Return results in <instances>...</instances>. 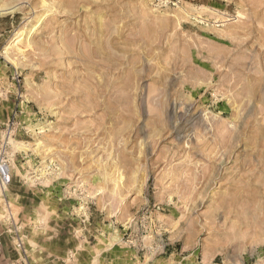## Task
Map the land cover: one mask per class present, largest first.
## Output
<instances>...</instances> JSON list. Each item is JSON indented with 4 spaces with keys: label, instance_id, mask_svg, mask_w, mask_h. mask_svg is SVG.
<instances>
[{
    "label": "rangeland",
    "instance_id": "rangeland-1",
    "mask_svg": "<svg viewBox=\"0 0 264 264\" xmlns=\"http://www.w3.org/2000/svg\"><path fill=\"white\" fill-rule=\"evenodd\" d=\"M0 9V264H264V0Z\"/></svg>",
    "mask_w": 264,
    "mask_h": 264
},
{
    "label": "bare ground",
    "instance_id": "bare-ground-1",
    "mask_svg": "<svg viewBox=\"0 0 264 264\" xmlns=\"http://www.w3.org/2000/svg\"><path fill=\"white\" fill-rule=\"evenodd\" d=\"M247 1V0H246ZM254 1V0H253ZM241 2V1H240ZM54 3V2H53ZM250 3V2H249ZM261 3H262V1H261ZM255 4H256V2H255ZM42 5H43V11L41 10V12H39V13H37V14H34L33 15V20L35 21V22H33V23H31V24H29V26L27 27V29H26V43L28 42V44H29V37H28V34L31 32V30L33 29V30H35L34 28V26L35 25H37L36 23H38V22H41L42 20H45V18H46V16L49 14L48 12L51 10V8H53L52 7V4H47L45 1H42ZM49 5H51V6H49ZM257 6V5H256ZM252 7V6H251ZM250 7V8H251ZM261 7V6H260ZM257 9V8H256ZM1 10V9H0ZM2 11V10H1ZM251 11V10H250ZM256 13V12H255ZM41 20V21H40ZM257 22V21H256ZM262 21H260L259 23H261ZM258 23V22H257ZM251 24V23H250ZM247 25H249V24H247ZM253 25V24H252ZM250 26V25H249ZM248 26V27H249ZM247 27V28H248ZM251 27V26H250ZM250 27H249V29H250ZM256 27V26H255ZM259 27V26H258ZM245 28H246V26H245ZM246 28V30H248L249 31V29H247ZM254 28V27H253ZM252 28V29H253ZM257 28V27H256ZM262 31V30H261ZM244 32V31H243ZM21 34H22V32H21ZM32 34V33H31ZM237 34V33H236ZM253 34V33H252ZM256 34V33H255ZM69 35V34H68ZM74 36H75V34H73ZM77 35V34H76ZM241 35V34H240ZM239 35V36H240ZM258 35V34H257ZM78 36V35H77ZM234 36V35H233ZM238 36V35H237ZM61 38L62 39V37H65L66 39H67V43L65 42V43H57L58 45H55V53L56 54H63V53H67V52H73L72 51V49H73V47L75 46V49H77V48H80L77 44L76 45H74L73 47L71 46V45H69V43H70V41H71V39L69 38V36L67 37V36H61V35H59L57 38ZM70 37H73V36H70ZM235 37V36H234ZM56 39V38H55ZM74 40H75V38H73ZM236 39V38H235ZM261 39V38H260ZM58 40V39H57ZM77 40H78V38H77ZM77 40H76V43H77ZM232 40V39H231ZM238 40V39H237ZM236 40V41H237ZM255 40H257V39H255ZM260 41H262V39L260 40ZM58 42H60V41H58ZM260 43V42H259ZM262 43H264V40H263V42ZM261 43V44H262ZM264 45V44H263ZM264 47V46H263ZM89 51V50H88ZM87 51V52H88ZM98 52V51H97ZM97 54V53H96ZM88 55V54H87ZM78 56H80V55H78ZM85 57V56H84ZM218 57V56H217ZM221 57V56H220ZM63 58V57H62ZM92 58V57H91ZM228 58V57H227ZM77 60H78V62H80L82 65H87L88 66V64H92V62L90 61V58L89 57H85V58H83V57H77L76 58ZM215 59V58H214ZM222 59H223V57H222ZM219 60V59H218ZM85 65V66H86ZM90 66V65H89ZM88 88V87H87ZM74 89V88H73ZM75 91H76V89H74ZM87 92H90V90L89 89H87ZM221 133V132H220ZM219 134V133H218ZM223 136V135H222ZM222 136L220 137V138H222ZM224 137V136H223ZM223 139V138H222ZM222 139H220V140H222ZM225 139V138H224ZM223 139V140H224ZM218 146V145H217ZM216 150V149H215ZM233 151V150H232ZM211 155V154H210ZM245 169V168H244ZM208 171V170H207ZM245 172H246V170H245ZM209 173V172H208ZM203 174V173H202ZM239 174V173H238Z\"/></svg>",
    "mask_w": 264,
    "mask_h": 264
},
{
    "label": "built area",
    "instance_id": "built-area-1",
    "mask_svg": "<svg viewBox=\"0 0 264 264\" xmlns=\"http://www.w3.org/2000/svg\"><path fill=\"white\" fill-rule=\"evenodd\" d=\"M154 3L159 4V3H169L172 0H152ZM10 180V174H9V167L8 165L0 160V183L2 185H5L9 182Z\"/></svg>",
    "mask_w": 264,
    "mask_h": 264
},
{
    "label": "crops",
    "instance_id": "crops-1",
    "mask_svg": "<svg viewBox=\"0 0 264 264\" xmlns=\"http://www.w3.org/2000/svg\"><path fill=\"white\" fill-rule=\"evenodd\" d=\"M12 264H15L14 262H12Z\"/></svg>",
    "mask_w": 264,
    "mask_h": 264
}]
</instances>
